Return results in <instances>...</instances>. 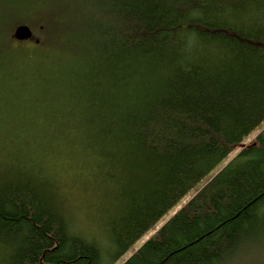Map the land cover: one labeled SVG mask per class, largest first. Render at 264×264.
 <instances>
[{
	"label": "trees",
	"instance_id": "1",
	"mask_svg": "<svg viewBox=\"0 0 264 264\" xmlns=\"http://www.w3.org/2000/svg\"><path fill=\"white\" fill-rule=\"evenodd\" d=\"M0 38V96L30 93L12 115L26 137L83 146L99 210L87 239L51 184L5 167L0 264L115 262L264 120V0H0ZM249 261L264 264V131L121 264Z\"/></svg>",
	"mask_w": 264,
	"mask_h": 264
},
{
	"label": "bare ground",
	"instance_id": "2",
	"mask_svg": "<svg viewBox=\"0 0 264 264\" xmlns=\"http://www.w3.org/2000/svg\"><path fill=\"white\" fill-rule=\"evenodd\" d=\"M21 27H26L30 33V37H28L26 39H21V40H29L31 38V35H33V31L30 28V25L27 23V21L23 22V23H19L15 26L14 30L17 31ZM4 41H5L4 38H0L1 44L4 43ZM29 94H30L29 92L24 94V92L22 93V91L21 92L15 91V94L13 96H11V98H9V97L4 98V97L0 96V118L2 116V118L5 119L2 121V123H0V137H7L8 134L11 132H13V133L16 132L17 135H19L17 132H19V131L22 132V135H19V137L17 136L16 140H14V138H13V140L15 141V145H16V151L13 150V151H11V153H16V154L8 155L6 157H4V156L0 157V170L5 169V167L10 166L8 169H6L5 174H10L12 171H14V172L18 171L17 173L22 174L23 173L22 169H23L24 172H26V174H28L27 176H29V177H39L40 176V181L44 182L45 187H46L48 192L52 193L51 190L53 188L54 191L58 193V186L55 185V183L52 181L51 177L49 176L50 174H48V172H47V168H46L47 166L43 162H41L44 160L43 157L46 155H52V154L54 155V154H59L60 152H65V153L71 154L74 157L77 155L76 156L77 159H83V158L86 159V157L81 152H79V151H83V152H85V151L83 150V146L79 143L77 145V149H75L76 152L78 151L77 154H73L72 151H69L68 149H66V150L69 152L63 151V150H61V148L57 147V146H61V145L67 146V144L65 142L56 143L53 145H43V144H40V142H42L43 139L28 138V137H26V135H24L27 127H31L34 123H28L26 121H22V119L20 120L18 118H14L12 115L16 114L14 112H18V113L24 112V106H26L29 102H31L30 99L27 98V97H29ZM263 122H264V120L260 124H262ZM27 123H28V125L26 126L25 124H27ZM254 130H255V128L253 129V131ZM262 131H264V130H262ZM252 132H250L246 136L248 137ZM244 138L240 143L236 144L232 148V150L230 151V153L232 151L234 152L232 157H235V155L237 153H239L242 150V148H244L246 146V144L244 142ZM71 140H72V138H67L63 141H71ZM254 140H255V138H253L251 140V143ZM56 149H58V153H55ZM30 152L33 153L34 157L37 153H41L40 158H32L31 159V157H29V158L25 159V157L28 156ZM232 157L229 159V161L232 159ZM94 169L95 168H93V167L89 168L88 174L92 175L94 172ZM41 175H43L46 179H48V182L44 181L41 178ZM50 184H51L52 188H51ZM49 196L53 197L52 194H49ZM104 202H106V204L108 206L110 205V200H108L107 198L104 199ZM97 203L101 204L100 201H98ZM183 205L180 208H182ZM55 207L58 209L61 208L65 211H67V216L68 217L70 216L71 212L66 209V208H68L70 210V208L68 206H66L65 203H56ZM89 209L90 210L93 209V212L90 213V210H89V212H84L86 214L85 221H82V223H84V225L82 223H79L77 217L75 216L78 223H79L76 226V228L78 229V231H77L78 234H81L83 237H85L87 239H92L93 238L92 233H91L89 227L86 225V220L88 217L92 216L93 214H96V216H93L92 218L96 219L98 217L99 210L96 207V202L94 199H92L89 202ZM102 248L108 249V246L106 244H103ZM1 255H3L2 250L0 251V259H1V257H3Z\"/></svg>",
	"mask_w": 264,
	"mask_h": 264
},
{
	"label": "rangeland",
	"instance_id": "3",
	"mask_svg": "<svg viewBox=\"0 0 264 264\" xmlns=\"http://www.w3.org/2000/svg\"><path fill=\"white\" fill-rule=\"evenodd\" d=\"M37 36L30 41H26L28 43H32L35 41ZM4 108V107H3ZM15 110V109H14ZM17 114V112H14ZM5 120L0 118V123ZM27 125V124H25ZM262 130H264V122L260 124L255 130L247 137L244 138V142L246 145L251 143V140L255 138L257 134H259ZM16 133V132H15ZM19 135H22V132H17ZM18 135V137H19ZM7 136L0 137V157H6L8 155H12L11 151L15 150V144L8 142L9 139ZM11 145V146H8ZM42 149V148H41ZM233 151L222 161L220 162L214 169H212L204 178H202L192 189H190L186 195H184L180 200L176 202L170 209H168L162 217L151 226L146 232H144L128 249L127 251L115 262L111 264H121L125 261L135 250H137L151 235L152 233L158 229L163 223H165L180 207L197 191L200 187H202L219 169H221L232 157ZM41 153H37L34 158H40ZM43 162L47 167V172L50 174L52 181L58 186V194L71 210L72 213L75 214L79 223L85 221L86 214L84 212H89V202L93 199L90 195V191L88 187L89 184L84 182V169L82 167V163L80 159L72 156L71 154L60 152L59 154L46 155L43 157ZM96 197L97 193H96ZM93 212V209L90 210V213ZM96 216L93 214L88 217L86 220V225L89 228H93L97 219L92 218ZM84 225V223H82ZM259 249L257 247L247 249L243 252L244 256L251 255L250 253L258 252ZM245 261V260H244ZM255 261V260H254ZM247 263H255L253 261L246 262Z\"/></svg>",
	"mask_w": 264,
	"mask_h": 264
},
{
	"label": "water",
	"instance_id": "4",
	"mask_svg": "<svg viewBox=\"0 0 264 264\" xmlns=\"http://www.w3.org/2000/svg\"><path fill=\"white\" fill-rule=\"evenodd\" d=\"M16 37L19 39H26L30 37L29 30L26 27H21L16 31Z\"/></svg>",
	"mask_w": 264,
	"mask_h": 264
}]
</instances>
